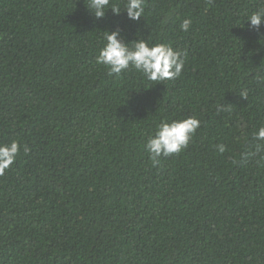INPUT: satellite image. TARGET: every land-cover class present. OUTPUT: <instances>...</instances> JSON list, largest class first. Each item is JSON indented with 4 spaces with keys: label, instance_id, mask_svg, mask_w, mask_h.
<instances>
[{
    "label": "trees",
    "instance_id": "obj_1",
    "mask_svg": "<svg viewBox=\"0 0 264 264\" xmlns=\"http://www.w3.org/2000/svg\"><path fill=\"white\" fill-rule=\"evenodd\" d=\"M126 2L95 18L87 0H0V144L21 145L0 264H264V23L246 21L264 0H145L138 21ZM112 30L186 50L181 76L109 74ZM190 116L188 146L153 165L157 125Z\"/></svg>",
    "mask_w": 264,
    "mask_h": 264
},
{
    "label": "clouds",
    "instance_id": "obj_2",
    "mask_svg": "<svg viewBox=\"0 0 264 264\" xmlns=\"http://www.w3.org/2000/svg\"><path fill=\"white\" fill-rule=\"evenodd\" d=\"M145 0H127L125 9L127 17L132 21H138L145 16ZM86 7L95 18H103L106 10L111 9L114 15L122 11L111 0H87ZM249 26L259 29L264 23V9L257 10L248 15ZM192 24L191 19H184L180 25L182 31H188ZM104 46L99 50L96 63L109 70V74L120 75L130 67L149 81L164 82L179 78L185 67L187 51L174 49L170 44L156 43L151 46L143 39L126 43L117 30L105 31ZM131 45V46H129ZM240 96L247 97L246 91H241ZM201 121L190 116L184 119L162 120L151 134L145 144V150L153 165L160 164L161 157H169L178 154L185 149ZM252 141L259 150L264 147V125L258 127L252 135ZM21 145L13 140L7 144H0V176L4 175L15 162ZM219 152L225 151L223 144L217 145ZM29 149L24 146V152ZM244 158L248 154H243Z\"/></svg>",
    "mask_w": 264,
    "mask_h": 264
}]
</instances>
